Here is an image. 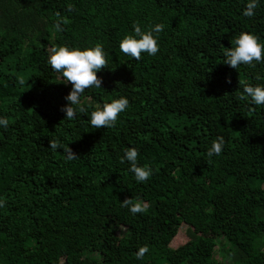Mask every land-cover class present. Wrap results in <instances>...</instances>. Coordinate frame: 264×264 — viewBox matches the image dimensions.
Listing matches in <instances>:
<instances>
[{"label":"trees","instance_id":"obj_1","mask_svg":"<svg viewBox=\"0 0 264 264\" xmlns=\"http://www.w3.org/2000/svg\"><path fill=\"white\" fill-rule=\"evenodd\" d=\"M245 4L0 0V264H264V105L241 98L264 84V62H222L241 32L264 44V4L253 17ZM134 22L164 26L156 55L120 51ZM96 44L101 88L64 119L71 84L48 65L50 49ZM120 96L129 107L115 126L92 128L90 112ZM217 136L225 146L209 158ZM130 147L153 170L146 182L121 162ZM126 198L146 210L132 214Z\"/></svg>","mask_w":264,"mask_h":264},{"label":"clouds","instance_id":"obj_2","mask_svg":"<svg viewBox=\"0 0 264 264\" xmlns=\"http://www.w3.org/2000/svg\"><path fill=\"white\" fill-rule=\"evenodd\" d=\"M264 0H246L243 15L253 17L255 10ZM61 23L57 22L55 28L61 31ZM162 24H154L149 29H143L138 22L132 25V33L125 35L119 42L120 51L135 59L139 60L142 53L154 56L159 51L157 36L163 30ZM264 62V44L258 37L252 33L241 32L231 42V47L226 48L223 53V63L227 66L237 69L241 65L254 66ZM47 63L52 70L61 73L65 84L70 83L71 89L64 97L66 104L61 108L67 120H74L78 111L83 113V107H77L80 104L81 95L88 88H101L102 80L98 78L97 73L106 67V53L103 46L96 44L86 47H72L68 45H56L50 49L47 57ZM241 98H249L255 105H264V84L246 85L243 88ZM129 107V99L125 96L114 98L110 102L97 105L95 110L89 114V122L92 128H111L114 127L118 115L123 113ZM0 127L7 128L8 121L0 117ZM225 146V140L222 136H217L207 148L206 155L211 158L220 156ZM49 148L52 151H62L67 160H73L77 157L68 147V144H61L59 140L49 142ZM138 151L136 148H128L124 151L121 162L127 161L129 171L134 175L137 183L146 182L152 175L153 170L149 166H140L137 162ZM122 207L128 208L132 214L143 213L146 205L137 200L134 202L131 198H126L120 202ZM0 207H3V201H0ZM148 252L147 246L140 247L136 253V259H142Z\"/></svg>","mask_w":264,"mask_h":264}]
</instances>
